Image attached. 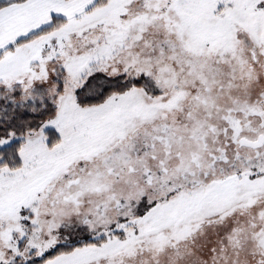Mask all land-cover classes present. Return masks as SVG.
Returning <instances> with one entry per match:
<instances>
[{"label": "snow or ice", "instance_id": "obj_1", "mask_svg": "<svg viewBox=\"0 0 264 264\" xmlns=\"http://www.w3.org/2000/svg\"><path fill=\"white\" fill-rule=\"evenodd\" d=\"M0 264H264V0H0Z\"/></svg>", "mask_w": 264, "mask_h": 264}]
</instances>
